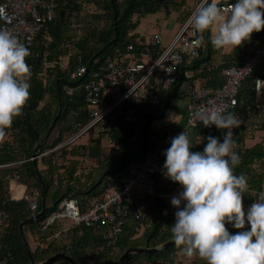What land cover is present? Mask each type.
<instances>
[{
    "label": "trees",
    "instance_id": "trees-1",
    "mask_svg": "<svg viewBox=\"0 0 264 264\" xmlns=\"http://www.w3.org/2000/svg\"><path fill=\"white\" fill-rule=\"evenodd\" d=\"M54 1V20L38 34L27 58V63L34 67L30 99L23 115L14 120L12 127L6 130V136L0 140V164L21 162L11 170L0 171V203H6L8 212L7 222L0 225V264H44L57 254L71 258L76 264H118L125 252L134 249L155 251L132 253L129 257L136 255L135 258L128 260L127 257L120 264H190L175 243L164 248L173 242L170 227L175 222L177 210L166 197L134 198L132 213L142 210V214L140 218L133 214L128 218L119 240L111 247L102 239V230L87 226L71 228L67 220H57L41 230L32 220L27 202L10 199L7 175L18 178V182L26 186L28 196L37 191L38 221L54 213L58 205L69 198L77 199L82 209H86L107 190L123 186L127 182L129 167L155 150L150 136L151 124L171 107L176 97L175 85L176 90L182 89L181 85L194 77L206 78L207 87H220L224 83L223 76L210 73L205 66L215 50L208 40L210 33L206 32V45L199 48V55L185 59L177 83L167 92H159L158 104L143 108L140 121L134 124L125 122L123 112L128 108L125 104L110 118L100 136L95 137L90 132L76 143L54 150L90 121L85 86L91 74L103 73L107 62L124 55L129 44L134 45L136 51L146 44L147 41L133 33L134 30L160 12H164L165 17L177 14L180 28L194 10V6L188 4L189 0ZM90 13L93 14L89 18ZM100 22H105V28L98 26ZM75 25L80 27L75 29L78 35L74 39L68 31ZM261 40H264V30L253 33L251 40L238 49L243 51L245 45ZM150 48L153 57L157 58L159 48ZM202 50L211 52L203 56ZM61 58L67 59L66 65L61 66ZM45 60H57L58 64L45 70ZM79 67L85 68L84 74L74 76ZM43 74L45 76L40 78ZM256 78H264V64L244 82L235 111L241 121L234 136L236 151L241 156L235 173L244 174L248 179L245 207L257 198L259 191H264V139L249 148L246 142L250 136L243 120L248 110L252 111L257 105L264 114L260 100L264 92H256ZM65 87L72 88V93H67ZM202 126L203 123H198L195 127ZM203 129L208 131L206 138L214 136L222 141L223 132L215 126ZM258 130L264 132V124ZM82 138H86L87 143H82ZM108 140L111 142L107 143ZM206 142L199 151H203ZM84 162H88V166L83 165ZM178 186L170 181L168 185H158V189L170 192ZM227 227L230 232L236 231L231 225ZM52 264L71 263L59 259ZM191 264L204 262L194 256Z\"/></svg>",
    "mask_w": 264,
    "mask_h": 264
},
{
    "label": "built area",
    "instance_id": "built-area-1",
    "mask_svg": "<svg viewBox=\"0 0 264 264\" xmlns=\"http://www.w3.org/2000/svg\"><path fill=\"white\" fill-rule=\"evenodd\" d=\"M232 2L234 0H224L225 6ZM199 3L200 0H195L194 9ZM55 10L54 0H0V29L13 33L29 49H32L38 34L54 20ZM188 20L189 18L168 44L163 43L161 34L155 33L140 51L134 50V45L129 44L124 55L107 62L103 73H92L85 86L90 121L54 150L72 145L90 132H93L95 137L100 136L109 124L110 118L125 104H128V108L123 112V117L125 122L131 124L140 121V114L145 106L158 104L159 92H167L177 83L179 69L185 59L199 55V48L192 45V41L198 34L190 27ZM79 27L80 25H75L74 29ZM151 46L159 48L157 58L153 57ZM218 51L220 56L227 53V49ZM61 60V66L67 64V59L61 58ZM56 64H58L57 60H45L44 68L46 70ZM263 64L264 40L252 41L238 63L230 64L222 70L224 78L222 86L207 87L206 78H192L189 82V100L186 105L187 125L196 126L198 123H203L202 115L212 108H226L236 114L238 96L244 82L251 78L255 70ZM30 69L32 79L33 65H30ZM84 72L85 68H76L74 76H81ZM44 76L43 74L40 78ZM254 88L258 93L264 92V78L254 79ZM65 91L71 94L73 90L65 87ZM236 116L238 117L237 114ZM235 131L236 129L233 130L234 136ZM172 137L174 136L169 135L164 138V146L161 150L149 151L142 160L134 162L129 167L127 182L123 186L107 190L101 198L95 199L84 210L77 199L69 198L64 200L54 213L38 221L37 191H34L32 196H28L26 186L19 183L18 178L13 179L7 175L10 199L26 201L32 220L39 224L41 230L57 220H67L71 228L87 226L102 230V239L108 246H113L119 240L128 218L132 214L135 218H140L142 214V210L132 213L134 198L147 196L167 198L176 196L182 191L174 192L173 190L163 193L158 189L156 180L163 173V164L166 159L163 152L170 147ZM110 142V140L107 141V143ZM20 163L0 164V171L11 170ZM14 185L23 188L19 197L14 194ZM7 219L6 203L3 202L0 203V225L5 224Z\"/></svg>",
    "mask_w": 264,
    "mask_h": 264
},
{
    "label": "clouds",
    "instance_id": "clouds-1",
    "mask_svg": "<svg viewBox=\"0 0 264 264\" xmlns=\"http://www.w3.org/2000/svg\"><path fill=\"white\" fill-rule=\"evenodd\" d=\"M188 24L198 34L195 48L206 45L208 32L214 49H237L264 30V0H234L226 6L224 0H200ZM30 55L16 35L0 29V140L30 99ZM201 119L204 127L223 132L222 141L208 136L203 151H191L199 143L184 128L163 152V174L182 188L171 198L177 209L171 239L184 256L204 264H264V191L245 207L248 179L235 173L241 156L233 130L241 122L226 108L207 110Z\"/></svg>",
    "mask_w": 264,
    "mask_h": 264
},
{
    "label": "crops",
    "instance_id": "crops-1",
    "mask_svg": "<svg viewBox=\"0 0 264 264\" xmlns=\"http://www.w3.org/2000/svg\"><path fill=\"white\" fill-rule=\"evenodd\" d=\"M154 20H153V22H154ZM159 21L160 20L157 17L155 20V22H157L156 27H159ZM140 25H141V27H144V26H149L150 23L147 21H144ZM138 28H139L138 30H140V26ZM171 29L176 31L175 27L174 28L172 27ZM178 29L179 28H177V30ZM141 31H138L140 33H137V34H139V36L141 38L145 39L144 37H142V35L145 33V31H144V33H141ZM153 31L157 32V33L161 32L159 29H156ZM168 32H169V30H167L165 32V34L163 31L161 32L163 34L162 36L164 37L163 39H164V42L166 44L168 42V39H170V38H168ZM148 40L149 39H147L146 41H148ZM249 45H250V43L245 45V47L247 48ZM245 49L243 51H240V49H238V48L237 49L229 48V49H227V53L224 56H220L219 51L215 49L214 53L211 56V61H209L205 66L208 68V70H210L209 71L210 73L217 75V76H222V70L226 66H228L230 64L238 63L240 61V58H241L242 54L244 53ZM202 51L201 52H202L203 56L209 55L211 52L210 50H202ZM229 53L231 54V56L228 55ZM188 76H191V73ZM196 78H198V77H196ZM189 82H190V80L185 81L181 85L182 89L179 88L176 90L175 88L177 87V85L174 86L173 92L176 93V97L171 102V105H170L171 107L167 110L165 115L160 114L158 116V118L152 122L150 130H152L154 132V135L151 136L152 142L154 144V147H153L155 149L154 151L161 150L163 148V146H164L163 140L166 136L173 135L175 137L176 135L181 133L184 130V128H188L191 133H195L196 143H199V144H196L191 149V151H199V149L203 145V142L206 141L207 135H205V134H207L208 131L203 129L204 126L196 128L195 126H188L187 125V117L188 116H187L186 105H187V102L189 100V86H190ZM260 100L262 101L261 103H263L262 106H264V97L261 98ZM259 110H261V109L257 105L255 107V109H253L252 111L248 110V112L245 114L246 116H243L244 117L243 120H244V122H246V131L249 132L248 137L250 136L249 137L250 139L247 140V142H246L247 146L249 148L252 147L254 144H260L262 142V140L264 139V132L258 130V128L264 124V114H262V111H259ZM203 138H205L204 141H203ZM169 182H170V180L167 179L163 173L157 178V183L159 186L168 185ZM249 182L252 183V181H249ZM161 190H163V189H161ZM179 190H182L181 186H178L176 189H174V192L175 191L179 192ZM161 192L167 193L164 191H161ZM167 198H168V202L171 204L170 199L172 197H167Z\"/></svg>",
    "mask_w": 264,
    "mask_h": 264
},
{
    "label": "rangeland",
    "instance_id": "rangeland-1",
    "mask_svg": "<svg viewBox=\"0 0 264 264\" xmlns=\"http://www.w3.org/2000/svg\"><path fill=\"white\" fill-rule=\"evenodd\" d=\"M188 4L191 6V7H193V6H195V0H189V2H188ZM93 9H94V7H93ZM93 9L91 8V9H89V8H87V10H89V11H93ZM91 14H93V13H90L87 17H91ZM159 18V27H156L157 26V22H155V20H156V18ZM176 17H177V14H173L171 17H165V13L164 12H160V13H157L156 14V16H150L147 20H145V21H147V22H149L150 23V25L149 26H144V27H141V25H140V30H138L139 28H137L136 30H134V32L133 33H135V34H137V33H140V32H138V31H141V33H144V31H145V33L142 35V37H144L145 38V40H147V39H150L151 38V36L153 35V34H155V33H157V32H154L153 30H156V29H159L161 32L163 31L164 32V34H165V32L167 31V30H169V32H168V38H170V39H168V42H167V44L175 37V35H176V33H177V28H178V23H177V20H176ZM155 19V20H154ZM153 20H154V22H153ZM156 23V24H155ZM98 24V26L99 27H101V28H105V22H100V23H97ZM155 25V26H154ZM168 26V27H167ZM176 28V31H174L173 29H171V28ZM91 29V28H90ZM74 31H76L74 28H72L71 30L69 29V31H68V33H69V35H71V36H73L74 37V39L76 38V36L78 35V34H76ZM153 31V32H152ZM77 32V31H76ZM160 32V34L161 35H163L162 33ZM159 33V32H158ZM80 36V35H79ZM164 38V37H163ZM163 43L164 44H166L165 42H164V39H163ZM153 129V128H152ZM152 135H154V132L151 130L150 131V136H152ZM82 140V143H87V140H86V138H82L81 139ZM89 163H90V161H88ZM86 163V162H84V164L83 165H85V166H88V164L89 163ZM16 167V166H15ZM14 167V168H15ZM21 189H23V188H21ZM171 200V199H170ZM62 205V203H60L59 205H58V208L60 207ZM136 257V255H131V257H129V259L128 260H130V259H132V258H135ZM187 260H188V262H193L194 261V257H192V258H188L187 257ZM196 260V259H195ZM190 263V264H191Z\"/></svg>",
    "mask_w": 264,
    "mask_h": 264
},
{
    "label": "water",
    "instance_id": "water-1",
    "mask_svg": "<svg viewBox=\"0 0 264 264\" xmlns=\"http://www.w3.org/2000/svg\"><path fill=\"white\" fill-rule=\"evenodd\" d=\"M174 242H170L167 243L164 248L170 247L173 245ZM155 250H145V249H134V250H128L127 252H125V254L120 258L118 264L122 263L127 257H129L130 254L132 253H140V252H154ZM59 259H65L67 261H69L71 264H76L71 258L64 256L63 254H57L54 257L48 259L46 262H44V264H52L53 262H55L56 260ZM33 264V263H31Z\"/></svg>",
    "mask_w": 264,
    "mask_h": 264
},
{
    "label": "bare ground",
    "instance_id": "bare-ground-1",
    "mask_svg": "<svg viewBox=\"0 0 264 264\" xmlns=\"http://www.w3.org/2000/svg\"><path fill=\"white\" fill-rule=\"evenodd\" d=\"M13 190H14V194H15L16 197H19L21 195V193H22V189L20 187L15 186V185L13 186Z\"/></svg>",
    "mask_w": 264,
    "mask_h": 264
}]
</instances>
